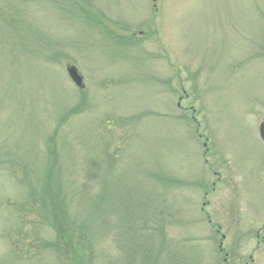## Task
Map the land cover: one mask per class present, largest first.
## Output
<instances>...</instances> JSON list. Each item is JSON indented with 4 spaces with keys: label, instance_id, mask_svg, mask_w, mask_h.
I'll use <instances>...</instances> for the list:
<instances>
[{
    "label": "rangeland",
    "instance_id": "1",
    "mask_svg": "<svg viewBox=\"0 0 264 264\" xmlns=\"http://www.w3.org/2000/svg\"><path fill=\"white\" fill-rule=\"evenodd\" d=\"M262 122L264 0H0V264H264Z\"/></svg>",
    "mask_w": 264,
    "mask_h": 264
},
{
    "label": "trees",
    "instance_id": "2",
    "mask_svg": "<svg viewBox=\"0 0 264 264\" xmlns=\"http://www.w3.org/2000/svg\"><path fill=\"white\" fill-rule=\"evenodd\" d=\"M53 203L50 224L58 232V237L56 241L50 242V247L57 251L65 264H92L94 254L86 245L84 228L77 227L74 221L67 219L63 206L55 201Z\"/></svg>",
    "mask_w": 264,
    "mask_h": 264
},
{
    "label": "water",
    "instance_id": "3",
    "mask_svg": "<svg viewBox=\"0 0 264 264\" xmlns=\"http://www.w3.org/2000/svg\"><path fill=\"white\" fill-rule=\"evenodd\" d=\"M68 73L71 77V79L73 80V82L78 86V87H82L83 86V78L82 76L79 74L77 68L75 66H71L68 69ZM259 134L261 139L264 141V122H262L259 126Z\"/></svg>",
    "mask_w": 264,
    "mask_h": 264
}]
</instances>
